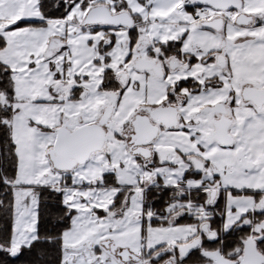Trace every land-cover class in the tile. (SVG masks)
<instances>
[{
  "label": "snow or ice",
  "instance_id": "1",
  "mask_svg": "<svg viewBox=\"0 0 264 264\" xmlns=\"http://www.w3.org/2000/svg\"><path fill=\"white\" fill-rule=\"evenodd\" d=\"M264 264V0H0V264Z\"/></svg>",
  "mask_w": 264,
  "mask_h": 264
},
{
  "label": "trees",
  "instance_id": "2",
  "mask_svg": "<svg viewBox=\"0 0 264 264\" xmlns=\"http://www.w3.org/2000/svg\"><path fill=\"white\" fill-rule=\"evenodd\" d=\"M26 257H21L20 260L9 261V264H25Z\"/></svg>",
  "mask_w": 264,
  "mask_h": 264
}]
</instances>
